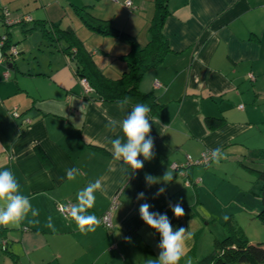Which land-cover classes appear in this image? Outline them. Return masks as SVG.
<instances>
[{
  "label": "crops",
  "instance_id": "obj_1",
  "mask_svg": "<svg viewBox=\"0 0 264 264\" xmlns=\"http://www.w3.org/2000/svg\"><path fill=\"white\" fill-rule=\"evenodd\" d=\"M131 1L132 8L124 0H0L13 16L31 19L7 27L0 18V36L18 50L7 62L0 48V171L11 170L39 210L19 229L0 225V264H155L161 236L140 217L145 202L150 211L167 214L174 231L188 228L192 235L179 264H196L207 250L201 244L202 194L232 165L253 166L264 148V0H173L162 26L169 51L137 84L156 100L148 114L154 158L139 156L144 165L135 171L113 158L109 141L123 133L106 125L123 120L135 103L122 112V99L84 94L76 72L80 61L65 53V39L45 38L38 23L71 29L80 58L118 79L131 49L148 42L155 12L154 0ZM207 117L223 122L211 128ZM218 147L226 159L188 164L186 176L171 166ZM69 168L78 169L75 180L67 179ZM167 172L169 183L146 184V173L162 178ZM185 177L199 181L188 185ZM97 179L105 191L95 193L88 214L99 219L117 194L113 227L99 223L82 233L57 204L75 205L77 193ZM141 192L144 200L137 199ZM176 203L185 212L179 218L169 207ZM49 216L54 230L46 226Z\"/></svg>",
  "mask_w": 264,
  "mask_h": 264
},
{
  "label": "clouds",
  "instance_id": "obj_2",
  "mask_svg": "<svg viewBox=\"0 0 264 264\" xmlns=\"http://www.w3.org/2000/svg\"><path fill=\"white\" fill-rule=\"evenodd\" d=\"M129 103L130 98L125 97L117 101V107L123 112L126 111ZM150 111L151 109L147 104L136 103L127 112L123 120L110 119L106 125V128L113 134L117 132L118 128L122 131L123 138L117 136L114 139H110L111 151L115 160L123 161V166L129 167L132 171L143 168L144 161L139 160V156L142 155L144 160H151L155 155L154 141L149 136L151 131L149 122L152 121L148 115ZM211 155L213 161L217 163L227 158V155L219 147L213 149ZM77 175L78 169H66V177L69 181L75 180ZM171 180L172 177L168 172L162 178L145 174V181L148 186L161 182L166 184ZM20 188L21 186L11 170L5 169L0 171V225L19 229L29 213L33 218L39 216V210L33 208L30 198L22 194ZM97 191L102 194L105 191L100 179L90 182L77 193V203L75 205L62 207L61 209V211L75 221L82 233L95 231L96 226L100 223L96 215L88 214V209L92 208L95 204V193ZM164 192L165 188L162 187L158 190L156 196ZM137 199L144 200L145 194L143 192L139 193ZM151 207L152 205L147 202L142 203L139 208V214L141 219L161 236L160 243L158 244L161 251L155 264H179L181 257L184 255L185 241L190 239L192 234L188 231V228L184 227H179L174 231L167 214L150 211ZM169 207L177 218L185 214L180 203H176L175 205L170 204ZM30 222L39 223L38 220ZM46 226L54 230L50 216L48 217Z\"/></svg>",
  "mask_w": 264,
  "mask_h": 264
},
{
  "label": "trees",
  "instance_id": "obj_3",
  "mask_svg": "<svg viewBox=\"0 0 264 264\" xmlns=\"http://www.w3.org/2000/svg\"><path fill=\"white\" fill-rule=\"evenodd\" d=\"M154 1L155 12L149 27L150 38L143 47L134 46L131 49L128 67L118 79H109L104 76V74L93 71L88 66L89 62L87 60H82L85 57L82 59L80 58L79 51L72 46L73 32L71 29L61 28L58 24H53V26H45L42 22L38 24L45 38L51 41H56L60 38L66 40L67 46L64 49L65 53L70 57L76 58L81 63L76 70L78 77H86L93 87V91H96L101 98L116 100L128 97L130 101L135 104L144 103L149 107H153L156 105L155 96L151 92H141L137 84L144 72L157 66L163 60L164 55L169 51L168 42L163 34L162 26L164 19L171 12L170 6L173 0ZM3 7L6 6L0 7V18L2 23L7 27L16 23L25 24V22L31 20L26 19L24 16H16L19 18V21L6 24L4 21ZM85 19L89 21L90 16L86 15ZM32 28L33 27L30 29ZM2 36L5 37V42L2 46L0 45V48L5 55L10 56L8 52V47L11 45L9 43V38L6 34H2L0 38ZM12 57L13 55L9 59L7 57V62H10ZM222 122L223 118L207 117V123L211 128L220 125ZM259 154L264 155V148L258 149V157ZM211 160L212 159H210V161ZM210 161L199 165H207ZM245 165L248 166V169L258 173V179L261 182L259 188L261 206L257 211L256 217L264 223V171L256 170L255 167L247 164ZM228 228V235L222 239H216L213 250L198 260L196 264H264V242L251 243L239 227L228 224Z\"/></svg>",
  "mask_w": 264,
  "mask_h": 264
},
{
  "label": "rangeland",
  "instance_id": "obj_4",
  "mask_svg": "<svg viewBox=\"0 0 264 264\" xmlns=\"http://www.w3.org/2000/svg\"><path fill=\"white\" fill-rule=\"evenodd\" d=\"M253 167L264 171V155L259 154ZM260 185L258 173L242 165H232L227 175L215 177L210 193L202 194L199 205L204 217L201 244H207L203 255L213 250L216 239L228 235V224L239 227L251 243L264 242V223L256 217L261 206Z\"/></svg>",
  "mask_w": 264,
  "mask_h": 264
},
{
  "label": "built area",
  "instance_id": "obj_5",
  "mask_svg": "<svg viewBox=\"0 0 264 264\" xmlns=\"http://www.w3.org/2000/svg\"><path fill=\"white\" fill-rule=\"evenodd\" d=\"M115 1V0H114ZM123 4L129 8L133 7L132 1L131 0H124ZM3 13H4V21L6 24H12L15 23L17 21H19V18L16 16H13L10 11L6 8L3 7ZM26 19H30L29 17H26ZM5 37L2 36L0 38V45L2 46L5 42ZM8 52L9 55H4V60L7 59V57H11L12 55H16L18 53L16 47L14 45H10L8 47ZM250 76L252 77V75L250 74ZM79 82L82 86V90L84 94H90L91 92H93V87L91 86V84L89 83L88 79L86 77H80L79 78ZM239 107H242V104L239 105ZM12 115L13 116H18V112L16 110L12 111ZM212 152L210 151H205L201 153V156L198 159H191L190 156H188L186 163L184 164H177V163H173L171 166L174 170H176L179 174L186 176V166L188 164H202V163H206L209 162L210 159H212ZM199 181L198 178L192 180H189L187 177H185V182L188 185H192L193 183H197ZM118 203V197L117 194H114L111 199H110V203L108 205V207L106 208V210L100 215L99 220L100 223L107 229H110L113 227L112 224V220H111V213L112 210L116 207ZM71 204L69 201L66 202H58L57 204V208L58 210L64 215V216H68L66 213H64L63 211H61L62 207H70Z\"/></svg>",
  "mask_w": 264,
  "mask_h": 264
}]
</instances>
